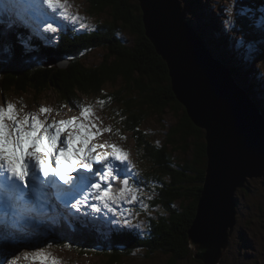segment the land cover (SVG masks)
Instances as JSON below:
<instances>
[{"label": "trees", "instance_id": "16d2710c", "mask_svg": "<svg viewBox=\"0 0 264 264\" xmlns=\"http://www.w3.org/2000/svg\"><path fill=\"white\" fill-rule=\"evenodd\" d=\"M90 1H88L89 12L93 16L105 19L103 13H106L112 20L97 21L95 25L92 22L83 23L89 27L88 33L79 37L78 41L69 42L66 40V42L61 43L53 50V55L47 50L48 43L45 42V39L41 47L45 53L41 54L39 51L32 52L34 50L31 46L28 48L24 43L18 42L16 30L13 31L15 36H11V38V32L7 33L9 40H6L7 37L0 33L2 35L0 36V91H5L8 94H22L25 89H28L27 92L31 91L29 87L31 86L34 88L33 93L35 95L42 97L46 92L54 91L59 100L64 99L68 103L84 98V95L92 97L99 94L96 88L101 82L110 86L112 89L105 94L107 97H104L105 95L101 97L99 94L101 98L97 97V99L104 101V108L109 109V111L113 110L114 113L110 114V117L115 129L118 131V126H116L118 123L120 127L132 133L135 146L139 152L147 151L140 160L142 159L146 168H148L146 165L148 163L145 160L151 162L150 168L154 175L149 176V178L146 175L145 178L148 179L150 187L152 186L155 190V201L157 205H160L161 211L156 210V206L146 208L147 213L150 211L156 213V216L153 214L152 217L149 216L155 226L147 222V227L152 231H140L137 238L124 234L123 237H127L129 243H118L120 246H126L123 249L117 248L118 244L115 243L110 246L99 245L96 247L99 242L92 243V238L97 236L92 234L91 228L89 229L91 233H87L88 237H85V240H83L84 235L72 237L70 233V237L65 236L64 245H69L70 249L73 246L77 247V251L81 254L84 253L83 249H93L89 252H99L98 258L102 264L108 262V256H110V264L122 263L124 259L121 260V258L124 256L125 259L134 258L131 249L133 251H145V259L158 258L157 262L151 260L149 264L152 262L155 264L190 262L194 260V257L192 256L188 229L195 218L206 176L208 156L205 130L191 121L186 107L179 102L171 88L172 78L169 67L158 54L154 43L147 35L141 1ZM202 6V4H198L199 8ZM186 21L190 26L194 24L190 18H187ZM196 27L198 30L194 28L200 35L201 30L202 34L205 33L204 28ZM84 29L87 28L81 27L76 32H85ZM8 30L10 31V29ZM205 43L210 48L208 42ZM49 44L54 46L56 41L54 44ZM61 46L64 48L60 49ZM94 48L99 50L100 62L95 64L86 62L87 67H83L80 62L86 55H83L82 51L87 54ZM32 55H40V57H37V60H31ZM43 56L46 58L42 59ZM112 56H115L118 62L109 64L108 60ZM219 56L222 57L221 54ZM226 56L229 61L223 59L224 62L231 64L234 74L238 73V80L247 84L249 90L247 92L251 94L264 115L263 97L260 94L262 99L260 100L255 95L258 92L262 93L263 86H258L255 76L246 78L245 73L240 72L243 62L239 61L240 64L234 65L232 63L234 58L227 54ZM49 57L50 62L52 59L67 62L66 59H69L70 64L68 66L67 62L65 70H55L60 68L57 66L47 68L45 60ZM124 64H128L131 68V73L128 76L121 73ZM49 72L50 78L48 77L47 81L46 75ZM63 72L66 73L62 74ZM12 83H16L17 86L12 85ZM78 90H81L82 94H78ZM109 96L112 97L111 102L114 104L108 100ZM92 100L90 103L96 104ZM107 103L113 106H108ZM144 107L155 111L170 107L178 115V119L174 125L168 128L166 135L165 128L161 129L159 134L153 133L151 130L140 126L146 123L148 119V112ZM177 151L182 154L178 163L174 155ZM149 170L148 168L146 171L149 172ZM156 176L159 177L160 184L155 183L158 182ZM187 196L192 199V203L189 206L181 204V207H177L176 202ZM258 208L264 212V202L258 203ZM53 231L57 232L53 228L47 230L51 233L48 237H54L59 241V235L53 234ZM144 245L147 249L140 248ZM142 263L146 264L144 261Z\"/></svg>", "mask_w": 264, "mask_h": 264}, {"label": "rangeland", "instance_id": "374dc122", "mask_svg": "<svg viewBox=\"0 0 264 264\" xmlns=\"http://www.w3.org/2000/svg\"><path fill=\"white\" fill-rule=\"evenodd\" d=\"M72 1L73 3H70L69 0H67L66 7H67L68 12L73 10L74 7L72 5L74 4V6H76V8L80 10V12H83L85 10L88 13L89 10L87 9V7L89 6L88 1L91 2L90 0H72ZM20 3H21L20 0H9L8 8L12 10L13 13L15 14L21 13V11L16 10L17 5H20ZM199 3L203 4L201 8L198 7ZM79 4H82V5H79ZM184 4H185V1L183 0V5ZM70 6L72 7L69 8ZM184 9L186 10L185 12L186 20L187 18H190L192 23H194L192 24V26H194L198 30V27L196 26L199 25V27L204 28L206 30L204 34H202V30L200 31V33L203 39L205 40V42H208L210 49L212 51L211 55L214 57V59L218 60V56L219 54H221L222 60L224 59L227 61V59L225 58L226 52H233V53L238 54V56L234 57L236 60L232 61V63L234 62V65H235L236 63L238 64L239 61L243 62V65L240 68V72L243 71L245 73L246 78L251 77V76L256 77L255 79L258 81V86L261 87L262 85L263 89H262V93L258 92L255 95L260 100H262L260 97L262 95L263 100H264V76L261 74V72L264 74V66H263L264 49H262V47H264V0H222V2H218L216 0H192L189 7L186 9V7L184 6ZM0 11L7 12L6 6L3 5ZM80 12H74L73 14V15L78 14L79 19L76 20L77 22H79L80 24H83L86 22H92L90 19H84L83 15ZM238 12L242 13L241 14L242 16L239 15ZM248 12H252L254 19L257 21V24L256 26L253 27V29H251V21L248 18L246 20H243V16L246 17L248 15ZM29 13L31 15L38 16V13L32 9H29ZM103 14L105 17L108 16L106 13H103ZM61 16L66 18L65 16L62 15V13H61ZM6 17H7V24H4L5 30L1 29L0 33H2L3 36L7 37L6 40H9L7 33L11 32L12 34L10 33V38L11 36L14 37L15 35L13 34V31H14L13 28L15 26L12 23V20L8 18L7 14L0 12V20H4ZM98 19L105 21V19H100V18ZM32 21L29 19L25 21H21V22L20 20L19 21L16 20L17 22L16 27H22V28L25 26L28 27V24ZM34 21L33 23H36V22L41 23L43 27H45V25L47 24L45 22L44 17H42L41 19H34ZM58 23H60L61 25L66 24V22L64 21H61ZM58 23L55 25L53 22H50V24L53 25V30L50 34L52 38L43 37L45 39V42H47L48 44L55 42L54 41L55 37L58 36V33L54 29V28L56 29L58 28L59 26ZM246 23H247V27H245ZM195 24H198V25H195ZM8 29H10V31ZM70 37H72L74 41H78V35L70 36ZM208 38L210 39L208 40ZM196 39L198 40V38ZM199 40L201 41V38H199ZM199 40L198 42L199 44H201ZM53 47L54 46H52V48ZM63 48H64L63 46L60 47V49H63ZM112 52L115 53L114 51ZM190 55L192 57H197L196 55H193V54H190ZM239 56H241L242 58L241 57L237 58ZM175 57H179V56L175 54ZM202 57L204 58V61H205V64L203 65L204 67H206V62L208 58L205 56V54L202 55ZM245 57L247 58L248 61L246 60ZM55 60H58V59H55ZM100 60L101 59L99 56V52H95L94 50H92L88 53V55H86V57H84V59L80 63L83 67H87L86 62H91L95 64V63L100 62ZM126 60L130 61L129 59H126ZM45 62L48 64L47 68L54 66L53 64H50L48 60H45ZM108 62L109 64H114L115 62H118V61L115 58V56H112V58L109 59ZM208 62L210 65L213 64L211 61H208ZM69 64L70 63H68V66ZM227 65L231 67V64H227ZM66 68L67 67H62L59 69L54 68V69L55 70H65ZM65 73L66 72H63L62 74H65ZM121 73L124 76H128L129 73H131L130 66L128 64H124V67ZM135 73L139 74L137 72ZM48 77L50 78V72L47 73L46 75L47 81H48ZM236 79L237 81H239L238 75ZM252 79L254 80V78ZM124 81L126 82L125 79ZM58 82H60V80H58ZM242 84H243V87L247 91H249L247 89V84L245 83H242ZM12 85L17 86L16 83H12ZM29 87L31 91L27 93H22V94H17V93L8 94L5 91H0V105L6 106V103H11L8 100L13 99L14 101L18 103V105L23 110V112L19 113L21 117L25 115L26 113H37L40 115V119L42 120L47 119L48 122H51L53 120V117H57V116L62 117L63 115L69 114V113L80 114L74 111V107L76 106V103L72 101L67 103V101H65L64 99L59 100L56 92L49 91L43 94L42 97H40L39 95H35L33 93L34 88H32L31 86ZM111 89L112 88L110 86L103 84L102 82L98 84V87L96 88V90L99 92V94H101V96L108 93ZM40 90L43 91V89H40ZM78 92H79L78 94H82L81 90H78ZM25 94H27L26 98H24ZM99 94H95L92 97L90 95L86 96L85 98L88 99V102L85 103L84 105H89V104L92 105L94 115L91 117V119L100 128L111 127V123L109 121L110 117L109 118H106V117L110 116V114H113L114 112L113 110L109 111V109L104 108V106L98 102L100 101V99H97V97H100ZM20 98L22 100H20ZM90 100L95 101L96 104L90 103ZM36 102H40V104L36 105ZM179 102H182V101H179ZM185 102L188 103L187 100ZM60 103L63 105L62 110H58L54 108L53 104L56 105ZM111 103L114 104L113 102ZM259 105L261 107L260 103ZM41 106L51 108L52 111L49 113H39V109ZM144 109L147 110L148 112L147 113L148 119L146 123H143L140 126L142 128H147L156 134L161 133V129L165 128L166 130L164 132L166 135L168 128L171 125H174L178 119V115L175 114L170 107H165L158 111H155L147 107H144ZM72 130H73L72 128H66V133ZM93 131H95V129H93ZM110 132L112 133V137H111ZM110 132L108 131L103 132L100 136L94 137L92 142L97 143V140H101V141L105 140L107 141V143L118 141L119 138L118 136L115 135L113 130H111ZM128 134L131 135V132L128 131ZM132 138L130 137L127 143L120 142V144L124 146V149L127 148L128 145H130L133 147V150H134ZM77 142H79V140H77ZM111 150H112L111 148L106 149V151H111ZM135 150H134V156L138 159L139 154ZM98 151H104V150L98 149ZM174 155L176 156L175 159L178 163L181 159L180 155L182 154L179 151H177ZM128 160L132 161L133 163L135 162L134 158H132L131 156L128 157ZM112 163L118 166V168H120L121 170L124 168L120 166L121 165L120 161H112ZM149 163L151 164L150 161ZM146 165L148 168L150 167L149 164H146ZM101 167H102L101 165H97L94 168L100 169ZM158 174H160L159 171H158ZM152 175H154V172L150 168L147 177L149 178V176H152ZM130 180H131L130 183H132L134 187L138 185V183L136 182L134 178H131ZM107 183L108 182H103L102 186L103 187L107 186ZM246 184H247V187L239 186L235 190V195L238 198L237 224L235 225L236 228L233 232V235L229 237L230 243H229L228 248L225 250L222 259L220 260V264H264V212L260 211V209L258 208V203L264 202V177H261V178L258 177V179L257 178L248 179ZM117 186H122L120 185L119 181H116V186H113V189L114 190L118 189ZM150 190H151L150 194L152 197L150 198V200H153V199L156 200L155 190L153 189L152 186L150 187ZM82 193L76 196L75 199L73 200L75 201L80 200L79 197L82 195ZM85 193H86V197L87 195L89 196L91 195L90 192H85ZM135 194L137 196L136 200L131 199V194H126V196L128 197L129 200H131L134 203V205L143 204L144 202L138 199L137 193ZM86 197H84V200ZM75 201L69 204L70 205L75 204L76 203ZM191 203H192V199L188 198L187 196L181 199L180 201H177L176 206L181 207V204H183L184 206H189ZM59 204L63 205L64 203L63 202L55 203L54 207L47 211V215L51 221H54L55 210L59 211L60 213H63L62 209L65 208L64 207L65 204L63 206H59ZM145 204L146 206H148L149 204L148 201H146ZM127 206H128L127 202L116 200V202L114 203V207L109 208L108 212H113L117 208H120V209L126 208ZM80 208H81V205L80 204L77 205V209L79 210ZM156 210L161 211L160 205L156 206ZM93 213L96 214L95 212ZM93 213L89 215L88 220H84V221H72L70 217H67L69 223L79 226L78 229L75 230V232H71L72 237L76 235H84L83 240H85V237H88L87 233L90 232L89 231L90 228H91L92 234H95V235H96V231H104V228H106L107 226V223H104V221L105 219H107V217H97ZM131 213H135L137 217L141 215V212L137 210L135 207L122 210V215L124 216H127L128 214L130 215ZM152 214L156 216V213L154 211L153 212L150 211L147 213L145 209V216L150 222L151 220L149 216L152 217ZM0 215H1L0 223L6 222L8 223L7 227H11V228H15L13 223H16L18 218L21 216V215H13L11 213L6 214L4 209L0 212ZM61 216L64 217V214H62ZM61 216L58 215L57 219L58 220L61 219ZM119 216H120L119 213L114 212L111 217L119 218ZM24 218H25L24 220L26 221L27 218L25 216ZM44 224L46 225V222ZM102 225H104V228L102 227ZM43 227H44L43 224L42 226L37 225V224H31L27 226V229L30 231V235H31L30 240L33 242L31 246L44 247L45 251L51 253L53 256L57 254L61 258L60 259L58 256H56L59 258L61 264H102L100 262V259L98 258L99 252H91V254L87 252V254H83L85 255L83 256L74 247L73 248L71 247V250H70V248L62 246L61 241L64 239L63 236H60V240L57 243L53 244L52 247H47L49 244V240H52L54 237H47V231H45ZM64 228L67 234L69 235L70 233L68 232V230L70 229V225H67V227H64ZM6 233L13 234L14 231L8 228H0V238L3 235L5 236L4 239H0V264H39V261H33L31 257H29L28 259L24 258V252L32 251V247L19 246V248L15 247L13 249H10L11 247L1 246L5 242H8ZM37 234L42 235V238H40V240L35 238V235ZM198 234H200L199 230L196 231V235ZM34 242L37 244H34ZM16 250H19L17 255L13 254L12 257H4L5 251H15L16 252ZM191 250L192 252H194V248L192 245H191ZM139 255H140L139 257L133 256L134 258L124 259L122 263L120 264H143L142 263L143 261L146 264H149V261L151 260H155L156 262L158 261V258L156 257H153L151 259H148V258L145 259V256L143 254H139ZM16 256L20 257L19 260H16ZM192 256L194 257V260H191L190 262H183V263L180 262L179 264H206L205 261H203L202 259H198V257L195 256V252L193 253ZM151 264H155V263L152 262Z\"/></svg>", "mask_w": 264, "mask_h": 264}, {"label": "snow or ice", "instance_id": "6c2138e0", "mask_svg": "<svg viewBox=\"0 0 264 264\" xmlns=\"http://www.w3.org/2000/svg\"><path fill=\"white\" fill-rule=\"evenodd\" d=\"M41 3L51 9H62V15L73 22L79 19L78 14L68 13L67 0H41ZM80 26L85 27L83 24ZM47 27L53 29L52 24ZM98 102L104 104L103 100ZM77 106L80 108L79 116L59 121L53 119L51 122L40 119L37 113H26L21 117L13 103L0 106V207L6 214L19 215L20 210L33 201L45 198L49 189H55L66 206L85 189L95 190V199L103 201L106 208H110L116 200L125 199L126 194H131L132 200L137 199V190L129 186L128 173L124 172L121 177L112 163L120 161L125 168H134L128 160L129 153L115 143H93L94 137L112 129L100 128L91 119L94 115L91 104ZM51 111V108L44 106L39 109V113ZM65 128L73 130L61 141ZM108 148L112 150L98 151ZM68 153L75 154V162ZM64 162L69 166L64 167ZM94 165L102 167L95 169ZM97 177L99 180L93 182ZM112 180L119 181L122 186L114 190ZM101 182H108L107 186L102 187ZM80 203L81 200H76L70 206L76 208ZM91 209L93 212L100 211L95 203L91 204ZM31 247L32 251L24 252L25 259L31 257L39 264H61L59 258L45 251L44 247ZM19 258L16 256V260Z\"/></svg>", "mask_w": 264, "mask_h": 264}, {"label": "water", "instance_id": "95a60500", "mask_svg": "<svg viewBox=\"0 0 264 264\" xmlns=\"http://www.w3.org/2000/svg\"><path fill=\"white\" fill-rule=\"evenodd\" d=\"M144 8V17L147 28V35L150 37L156 46L158 54L163 57L170 70V77L172 78L171 88L174 90L179 101L187 105L186 110L191 121L198 127L203 128L206 132L207 156L210 157V162L207 161L206 179L202 196L200 198L197 211V218L209 201L208 184L210 191L214 188L222 186V182H231L232 172L236 175L248 174L247 179H237L233 182L232 201L233 214H228V218L234 216L237 212V197L235 190L239 186L247 187L248 179L255 178L250 171L245 169L247 164H254L257 161L256 156H264V148L260 143L264 144V115L258 106L246 94L244 89L238 84L234 76L226 65L214 57L204 47L201 48L197 39H185L178 31L175 21V28L172 29L170 22H168L163 15L158 14L163 21H167L168 25L164 26L161 22L153 23L149 17V6H154L155 12L161 9L154 5L156 0H140ZM180 0H176V2ZM147 4V5H146ZM149 4V6H148ZM167 10V9H166ZM175 11V10H174ZM183 9L179 7L176 12L179 17L183 18L185 23L182 29H187L188 34L195 37L194 31L190 28L185 20ZM160 31L163 29V34L167 37L164 41L160 34L156 35L152 32V28ZM197 38V37H196ZM200 41V40H199ZM201 42V41H200ZM182 49L184 52L195 54L197 57H190L193 60L192 64L187 63L185 57H175L177 49ZM208 58L206 67L204 55ZM211 61L213 64H209ZM229 70V71H228ZM185 85H188V90ZM178 89H177V88ZM181 88L192 93V97H183V91H178ZM188 101L186 103L185 101ZM191 104H190V102ZM219 116H222L221 118ZM246 128V129H245ZM245 133H244V131ZM217 133V136L214 135ZM217 140V141H216ZM222 146V152L217 153V149ZM259 177V176H258ZM236 185H239L238 187ZM196 218V219H197ZM237 221V218H234ZM231 226H235L236 222L230 221ZM199 224H194L189 234L192 238L194 231L199 227ZM227 241V240H226ZM223 240L222 247L226 250L227 242ZM190 244L194 246V242L190 239ZM204 261L207 264H220V260L209 254L207 251L202 252ZM207 261V262H206Z\"/></svg>", "mask_w": 264, "mask_h": 264}, {"label": "bare ground", "instance_id": "6f19581e", "mask_svg": "<svg viewBox=\"0 0 264 264\" xmlns=\"http://www.w3.org/2000/svg\"><path fill=\"white\" fill-rule=\"evenodd\" d=\"M154 5L157 8H158V5H159V8L161 9V11L156 13L155 9H154L155 7L154 6H149V4H148V6H149L148 7V11H149V17H150V21L151 22H153V23L161 22L164 26L168 25V22H170L171 28L174 29L175 25H174V23L171 22V20L175 21V23H176V25L178 27V31L182 35L183 38H185V39H188V38L189 39H192V38L196 39V37L198 39L201 38V44H200L201 48L204 47V51L206 49V50H208V52L210 54H212L211 49L207 46V44L203 40L202 36L198 33V31L192 25H191V27L193 28V31L195 33V37L190 35V34H188L187 29H182L181 28V27L185 26V23L183 21V18L179 17L180 15H178V13H176L179 10V7L184 9V5H182L181 2L179 4V1L176 2V0H156V2H154ZM185 12H186V10L183 11V14H185ZM158 14L163 15V17L168 22L167 21H163V19ZM144 19H146V18L144 17ZM29 20H31V19L29 18ZM17 21H19V20H17ZM179 24L181 25V27L179 26ZM152 32L154 34H156V35L160 34V37L164 41L167 40V37L163 34V29H161L160 31H157L153 27L152 28ZM54 43L55 42H53L51 44H54ZM176 52H177V55L179 56L178 58L185 57L186 60H187V63L188 64L189 63L192 64L193 60L189 59L191 56H189L188 53L184 52L180 48L177 49ZM193 55H195V54H193ZM51 63L54 66H57V67H60V68L67 66V62H65L64 60L55 61V59H52ZM226 68L227 69L228 68H232V66L228 67V65H226ZM230 72L232 73L234 71H230ZM232 75L236 79L237 75H235L234 73H232ZM185 86H186V88L188 90L190 89V87L188 85H185ZM182 90H184L183 91L184 95H182L183 97H186V98L192 97L194 99L192 93H189L187 90L181 88L178 91L180 92ZM244 90H245V92L247 94H249L245 88H244ZM177 98H179V97H177ZM189 102H190V100H189ZM180 103L183 106L187 107V105H185L184 103H182V102H180ZM190 104H191V102H190ZM219 117L221 118L222 116H219ZM244 133H245V131H244ZM205 136H206V132H205ZM215 136H217V133L214 135V137ZM260 145L264 148V144L263 143H260ZM221 152H222V146H220L217 149V153L218 154H220ZM68 156L71 157L72 159H74V161H76V157H75V155L73 153H68ZM255 159H257V161L253 162L254 164H247L245 169L247 171H250L249 174L252 173L255 176V178L258 179V176L260 178L264 177V156H260V158H259V155H258V156L255 157ZM207 161L210 162V157L207 158ZM52 163H53V166H55L54 160H53ZM68 166L69 165L67 164V162H64V167H68ZM95 166H97V165H94V167ZM122 170H125V167ZM73 173H75V172H73ZM248 177H249V175L245 174V173H243L242 175L238 176V175H236L235 173L232 172V174H231V180L232 181L231 182H228V181L222 182V186L219 187V188H214L215 189L214 192H213V189H211V191H210V185L208 184L207 190H208V193H209V198H210L209 201L210 202H208L206 204V206H205L206 209L202 210V215L200 214L198 216V218H197V212H196L195 218H194L192 224L190 225V227L188 229L189 239H192L193 242H194V246H195L194 247V252H195V256L198 257V259H202L203 261L205 260L204 257H201L203 251L209 252V254H211L212 256L214 255L219 260L222 259L225 250H223V247H222L221 243H223V240H225V241L227 240L226 242H227V247H228L229 243H230L229 237H231L233 235V232H234V230L236 228L235 226L234 227L231 226L230 221L232 220L233 222H236V224H237V221L234 218L238 217V210H237V212H236V214L234 216L232 215L230 218H228V214H233L235 212L233 207H232V205H233L232 197L233 196H232V193H231V190L234 187L233 186V182L236 181L237 179H244L245 180ZM205 179H206V176H205ZM57 183H60V182L57 180ZM236 186L238 187L239 185H236ZM61 187H65V186L61 185ZM204 188H206V184H205ZM48 191H49V193L51 195V198L56 203L63 202L65 204L64 199L57 194L55 189H49ZM71 201H70V203H71ZM199 203H201V200H199ZM59 206H63V205L59 204ZM2 210H3V208L0 207V212ZM197 211H200V209L197 208ZM19 215L24 216L23 211ZM21 216L16 221V223H20V226L24 222ZM2 224H5L7 226L8 223H6V222L0 223V227H2L1 226ZM194 224H199L200 226L194 231L193 236L191 238L190 234H189V230ZM68 225H70V229L68 230L69 233L75 232V230L78 229V227H79V226L71 224V223H69ZM22 229L25 232H23L20 235H24L26 233V235L21 239L22 242L19 241V242L15 243V245L13 244V246H11L10 249H13L15 247L19 248V246H21V247H31V244L33 242L30 240L31 235H30V231L27 229V225L23 226ZM79 230H80V228H79ZM198 230L200 231V234L196 235V231H198ZM61 231L63 233H65V236H68L65 228H61ZM39 236H41V235H39ZM40 238H42V237H40ZM7 241H9V240H7ZM254 241H255V239H254ZM39 242H41V241H39ZM34 244H37V243L34 242ZM207 264H210V263L207 262Z\"/></svg>", "mask_w": 264, "mask_h": 264}]
</instances>
